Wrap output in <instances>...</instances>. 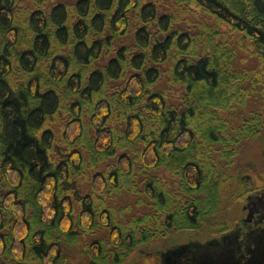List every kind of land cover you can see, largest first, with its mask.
<instances>
[{
    "label": "trees",
    "instance_id": "obj_1",
    "mask_svg": "<svg viewBox=\"0 0 264 264\" xmlns=\"http://www.w3.org/2000/svg\"><path fill=\"white\" fill-rule=\"evenodd\" d=\"M262 131L264 0H0V264L216 226Z\"/></svg>",
    "mask_w": 264,
    "mask_h": 264
},
{
    "label": "flooded vegetation",
    "instance_id": "obj_2",
    "mask_svg": "<svg viewBox=\"0 0 264 264\" xmlns=\"http://www.w3.org/2000/svg\"><path fill=\"white\" fill-rule=\"evenodd\" d=\"M238 165L241 181L225 221L162 229L160 237L138 245L121 264H264V131Z\"/></svg>",
    "mask_w": 264,
    "mask_h": 264
},
{
    "label": "rangeland",
    "instance_id": "obj_3",
    "mask_svg": "<svg viewBox=\"0 0 264 264\" xmlns=\"http://www.w3.org/2000/svg\"><path fill=\"white\" fill-rule=\"evenodd\" d=\"M252 141H254V140H252ZM252 141H250L249 143H251ZM248 145H249V144H248ZM254 146L256 147L257 144H255ZM247 147H248V146H247ZM247 147H246V148H247ZM238 164H239V161H238ZM135 251H136V250H135ZM128 258H129V257H128Z\"/></svg>",
    "mask_w": 264,
    "mask_h": 264
}]
</instances>
